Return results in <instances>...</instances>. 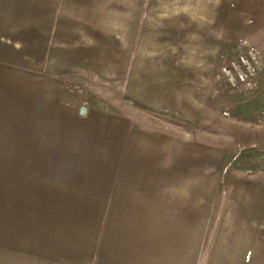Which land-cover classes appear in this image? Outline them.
<instances>
[{
	"label": "crops",
	"instance_id": "crops-1",
	"mask_svg": "<svg viewBox=\"0 0 264 264\" xmlns=\"http://www.w3.org/2000/svg\"><path fill=\"white\" fill-rule=\"evenodd\" d=\"M219 8L0 0V264H264V97L213 129ZM102 85L126 109L69 91Z\"/></svg>",
	"mask_w": 264,
	"mask_h": 264
},
{
	"label": "rangeland",
	"instance_id": "rangeland-1",
	"mask_svg": "<svg viewBox=\"0 0 264 264\" xmlns=\"http://www.w3.org/2000/svg\"><path fill=\"white\" fill-rule=\"evenodd\" d=\"M225 1L215 0V5H220L222 8L215 9V20L217 22L223 14L225 23L214 63V102L216 104L212 114V127L218 133L222 130L221 120L227 117V112L234 117L243 113L249 114L251 119L254 108L253 99L264 97V0H229L228 7ZM245 66L249 71L244 69ZM222 67L227 70L242 69L250 80L251 89L245 90L242 87L230 85L221 73ZM78 90L70 89L69 91L80 93V96L87 100L107 104L112 110L126 109L122 102V92L115 91L108 85ZM244 99H247L246 103L249 105L245 110H241L239 101ZM160 117L162 118H157L155 121L162 128L169 130L177 125L173 119Z\"/></svg>",
	"mask_w": 264,
	"mask_h": 264
},
{
	"label": "built area",
	"instance_id": "built-area-1",
	"mask_svg": "<svg viewBox=\"0 0 264 264\" xmlns=\"http://www.w3.org/2000/svg\"><path fill=\"white\" fill-rule=\"evenodd\" d=\"M244 68V67H243ZM247 71H249V69H247V67L245 66V68ZM221 73L223 75V77L225 78V80L232 85L233 87H242V89L244 88L245 90H249L251 89V83L250 80L247 78V76L244 74V72L242 71V69H225L224 67L221 68Z\"/></svg>",
	"mask_w": 264,
	"mask_h": 264
},
{
	"label": "water",
	"instance_id": "water-1",
	"mask_svg": "<svg viewBox=\"0 0 264 264\" xmlns=\"http://www.w3.org/2000/svg\"><path fill=\"white\" fill-rule=\"evenodd\" d=\"M81 114H83V111H80Z\"/></svg>",
	"mask_w": 264,
	"mask_h": 264
}]
</instances>
